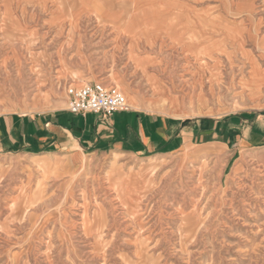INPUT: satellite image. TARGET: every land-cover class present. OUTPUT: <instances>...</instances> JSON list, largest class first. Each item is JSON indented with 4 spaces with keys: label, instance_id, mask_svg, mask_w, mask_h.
<instances>
[{
    "label": "rangeland",
    "instance_id": "374dc122",
    "mask_svg": "<svg viewBox=\"0 0 264 264\" xmlns=\"http://www.w3.org/2000/svg\"><path fill=\"white\" fill-rule=\"evenodd\" d=\"M195 8L216 24L225 17L232 42L238 27L249 35L246 60L217 65L214 82L198 87L199 112L214 114V134L179 151L82 161L0 150V264H264V136L252 138L263 121L255 105L264 83V0H195ZM2 22L0 114L26 111L41 91L60 105L68 85L44 50L61 38ZM202 25L188 46L202 45Z\"/></svg>",
    "mask_w": 264,
    "mask_h": 264
},
{
    "label": "crops",
    "instance_id": "0c3cea01",
    "mask_svg": "<svg viewBox=\"0 0 264 264\" xmlns=\"http://www.w3.org/2000/svg\"><path fill=\"white\" fill-rule=\"evenodd\" d=\"M192 11L195 0H0V21L9 28L61 38V44L52 41L44 51L51 68L62 71V85L97 80L117 85L128 98L126 110L103 117L68 111L67 94L55 107L51 92L41 91L26 111L0 114V150L58 152L82 161L103 152L158 155L206 141L216 120L199 112L198 87L214 82L217 65L246 60L243 42L249 35L238 27L239 38L232 42L225 17L216 24L213 14L198 17ZM198 21L205 28L202 45L188 46L198 35ZM207 96L204 92L205 102ZM261 96L262 101L253 100L263 113L251 136L255 139L264 136V83ZM207 105L201 109H211Z\"/></svg>",
    "mask_w": 264,
    "mask_h": 264
},
{
    "label": "built area",
    "instance_id": "2783aa9c",
    "mask_svg": "<svg viewBox=\"0 0 264 264\" xmlns=\"http://www.w3.org/2000/svg\"><path fill=\"white\" fill-rule=\"evenodd\" d=\"M67 110L84 114L93 112L109 117L116 111L126 110L128 103L122 91L114 85L99 81L86 83L80 87H67Z\"/></svg>",
    "mask_w": 264,
    "mask_h": 264
},
{
    "label": "bare ground",
    "instance_id": "6f19581e",
    "mask_svg": "<svg viewBox=\"0 0 264 264\" xmlns=\"http://www.w3.org/2000/svg\"><path fill=\"white\" fill-rule=\"evenodd\" d=\"M38 166H41V167H43V165H42L41 163H39V162H38Z\"/></svg>",
    "mask_w": 264,
    "mask_h": 264
},
{
    "label": "trees",
    "instance_id": "16d2710c",
    "mask_svg": "<svg viewBox=\"0 0 264 264\" xmlns=\"http://www.w3.org/2000/svg\"><path fill=\"white\" fill-rule=\"evenodd\" d=\"M263 143V142H262Z\"/></svg>",
    "mask_w": 264,
    "mask_h": 264
}]
</instances>
